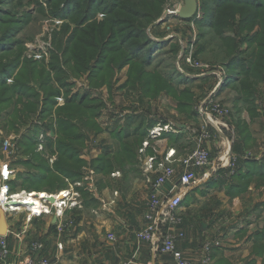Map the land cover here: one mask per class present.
I'll return each mask as SVG.
<instances>
[{
    "label": "crops",
    "instance_id": "1",
    "mask_svg": "<svg viewBox=\"0 0 264 264\" xmlns=\"http://www.w3.org/2000/svg\"><path fill=\"white\" fill-rule=\"evenodd\" d=\"M242 48L247 49L246 44ZM216 65L218 68L222 67ZM128 70L127 64L115 68L111 77V88L101 84L96 85L94 90L102 97L103 89L107 92L110 90V102L114 103L117 111L123 114L132 112L136 115L139 111L145 113V110L150 112L153 111L152 106L149 111L146 108L147 105L159 103L162 99L169 102L174 114L165 116L167 113L162 111L163 114H157V118L156 113L151 112L148 119L144 120V124L155 123L151 120L170 124L171 117H180L197 123L199 117L195 107L203 96L212 92L223 103L229 105L231 115L227 120L229 126L226 131L228 132L223 134L221 130L220 135L223 139L219 136V140H215L214 145L207 144V146L215 160L225 150L239 155L238 167L230 178L205 181L201 179L200 183L190 190L179 211L184 218L183 224L178 229H174L175 233L178 231L182 233L177 240V247L193 258L195 264L201 262L203 256L201 246L206 241L211 242L210 264H264V186H256V178L248 177L249 169L246 164L251 160L260 164L264 157V76L254 86L255 90L251 98L247 93L239 91L237 81H234L236 79L230 77L231 73L228 70L219 72V75L199 74L196 69L192 71L193 73L178 70L179 74L166 76L164 78L167 81L166 87L151 97L143 95L140 91L134 92L138 96H134V93L130 96V88H124L125 83L129 84L126 76ZM180 73L183 78L186 77L185 80L178 79L181 76ZM241 93H244L246 98L250 97V102L241 101L239 99ZM102 97L99 98L102 99ZM184 105L189 107L184 109ZM118 106L121 108L118 109ZM134 108L137 109L136 112L131 110ZM98 122L99 126L103 125L100 120ZM120 122H122L121 119L117 124L120 125ZM180 125L181 128L188 127L185 123ZM132 129L135 134L137 131L135 124ZM92 132L84 137V147L79 153L80 159L88 163L99 157L98 153L101 152V149L89 146L87 138L89 141H96L102 131ZM133 134L128 135L127 138H131ZM163 136L165 137L166 134ZM181 137L191 136L185 133ZM169 148L174 147L167 146V149ZM143 149L141 145L137 146L138 159L145 156L144 152L150 154L149 156L156 158L153 166L159 164L158 160H161V156L167 150L160 154L158 148L154 153L151 148L145 151ZM129 150L131 153L132 149ZM175 150L179 154L176 148ZM12 166L18 168L14 162ZM134 167L135 169L139 167L138 175L132 172L135 171ZM87 168L90 169L84 167V170ZM144 168V160L143 164L139 160L137 165L115 168L114 172L118 173L113 176L114 172L111 175L108 174L109 176L102 174L98 178L99 176H96L98 172H96L97 180L93 182L96 189L99 188L98 192L104 196H108L109 193L110 195L103 198L96 210H92L94 214L92 220L85 218L83 200H80L79 208L66 210V218L72 219L73 223L72 227L66 229L60 236L56 233L57 219L54 216L43 215L31 220L26 219L25 214L7 216V224L12 230L9 244L14 250V256L11 259L21 262L28 254V242L40 240L44 242L40 255L53 258L56 254L60 257L59 264H124L132 258L142 262L150 261L151 264H174L168 255L157 254L153 257L151 246L148 243L139 242L136 237V232L143 222L152 180L157 176V172L148 173ZM68 182L71 181L66 180V187ZM82 182L83 186L77 187L79 192L87 190L86 181L83 178ZM36 190L56 193L61 189L41 184ZM88 191L92 192L91 189ZM49 195L52 196V194ZM19 215L23 217L20 219ZM46 216L49 217L48 221L44 220ZM110 233L115 235V241L108 239L107 235ZM58 240L62 242L61 249L56 248Z\"/></svg>",
    "mask_w": 264,
    "mask_h": 264
},
{
    "label": "rangeland",
    "instance_id": "2",
    "mask_svg": "<svg viewBox=\"0 0 264 264\" xmlns=\"http://www.w3.org/2000/svg\"><path fill=\"white\" fill-rule=\"evenodd\" d=\"M5 3L0 5V34L5 32L6 30H10L9 37L12 38V43L7 42L5 45H0V48L2 50H9L8 48L12 49H18V51L21 54V58H27L26 51L28 49L27 44L31 43L36 48H42L46 53L42 55V58L40 60H35L36 62H39L38 65L34 67H39V69L46 70L49 76V79H52V83L50 85L41 86V83H46L48 81L47 74L43 72L39 75L37 74L35 76L36 79L27 81L23 86H16L13 91H18L20 96L18 100L22 101L26 98L29 99V101L26 102L28 105V112L29 113H18L17 111V105L13 103V100H11L9 103H3V101H0V128L6 133V134H14L15 136H29L32 135L34 132L38 134L37 137V143L36 147L38 150V146L40 145L41 140V134L44 136H47L46 134L50 132L47 131L45 126H42V123L45 120H39L38 112L44 107L47 106L49 102H52L53 100V94L55 92H58L59 97L56 99V103L63 104L64 100H67V98H72L74 100H77L79 96H83V103L77 108L78 114L81 116V121L83 124L81 130H85L87 133H93L92 131L101 132V134L98 136V139L95 141H89L88 139V145L89 146H95V148L101 149L100 154L98 153L97 158L91 160L89 163L86 162V167H89L91 170L94 166H99L101 171L98 172V175H96V172L94 171L93 174L89 172V170L83 171V179L86 176V173L88 172L89 179L87 180L89 183L86 182V189L83 190L80 193L79 199L83 200V211H85V218L88 220H92V210H96L97 207L101 204V201L103 198H107L109 195H105L102 193H99L96 189V185H94L93 182H95L98 178L104 175H111V171H115V168H125L128 165H137L138 161L141 160L143 164V160L145 162L146 158L150 155L144 152V157L141 156L138 159V155L136 153V148L138 143L141 140L142 137V123L144 120H147L148 117L151 115V112L156 113V117L158 118L157 114H163V112H166L167 114L165 116H170L173 112L172 107L170 106L169 102L165 99H162L159 103L154 102L152 105H147L146 108L150 111V108L152 106L153 111H146L145 113L142 111H139L135 114L131 113H119L117 111L116 106L114 103L110 102V90L108 92L106 89H103V97L101 95H98L96 91L94 90L95 85V71L98 68L95 67V60H93V57H89V60L84 62L83 57L87 55L88 49H85L83 42L85 41V37H82V29L85 30H92L93 25H96V22H100V24L104 21L105 14H103L98 7L90 8L87 6V9L85 8L87 3L82 2L80 3V7L78 6H72L64 7V0H4ZM145 1V0H144ZM213 1H223V0H213ZM234 0H227L226 5H224L221 8L222 17H226L228 19L230 16H233V20L231 21L232 25L229 24L230 27L225 31L226 34H235L237 35V39L240 40L241 46H244V44L249 43L244 42V39H248L250 37L252 29L255 27L254 24L252 25H244L243 21L241 19L246 20V16H250L247 13L250 12L252 14L257 4L264 2V0H236V2L241 3V5H234ZM111 0H105V3L109 5ZM200 4V0H198ZM205 5L209 8H213L212 6H209V3L207 0H204ZM144 4L149 7V10L151 12H154L155 14L159 11V15L161 16L158 20H156L154 23H151V21H146L144 23H138L136 21H130L127 24L122 25L124 29L122 30H128L129 36L125 35V33H118L117 35H114L111 39H108L105 44H107V50L105 53L108 54L111 48H123L127 50V53L130 54L131 51H140L141 53L134 52L135 55H139L140 59H146V69L145 71H151L152 74H154L156 77H163L166 76H173L177 74L176 70H186V72L193 73L192 71L198 70L199 74H205L208 70H214L213 74L219 75V72H227V68L222 65L221 68H218L216 64H212L209 62H206L203 59L194 58V50H196V47H194V42L198 39V33L202 31V28H200L197 24L198 20H201L202 15L204 14L201 11L200 5L198 12L187 22L181 21L175 16L176 9H178L182 4V0H161L157 4H152L149 6L147 2H144ZM80 8V9H79ZM210 9V10H211ZM209 10V9H208ZM84 12L87 13L88 20L84 23V26H80L78 23L79 18L84 15ZM114 16V15H113ZM209 15H206V17L209 19ZM115 18L121 19L123 17H131L128 14H125L121 11H117L115 13ZM207 19V20H208ZM225 19V18H224ZM163 20V21H162ZM210 20V19H209ZM247 21V20H246ZM94 22V23H93ZM157 22V23H156ZM229 22V19H228ZM248 22V21H247ZM89 23L87 27L86 24ZM148 24V27L146 26ZM146 26V27H145ZM264 26V25H263ZM262 25L259 26V30L262 31ZM121 31V30H120ZM130 37L129 40L126 38ZM74 37V38H73ZM179 37V38H177ZM83 38V39H82ZM116 38V39H115ZM182 40H179L181 39ZM243 38V40H241ZM72 39V40H71ZM115 39V40H114ZM150 39V40H149ZM102 41L106 40L105 38L101 39ZM111 40V41H110ZM126 40V44H121L122 41ZM18 42V43H17ZM112 42V46L109 47ZM22 43L21 45H19ZM101 50V48H100ZM88 52H91L90 49ZM0 55V64H5L3 60L7 56ZM13 54L12 51H9V55ZM91 54L95 56L96 51H92ZM191 54V63L186 60V58H190ZM253 54V49L244 52L241 56L242 64L248 65V62L251 60V55ZM148 56V57H147ZM25 60H23L24 62ZM198 61L202 63L205 66L196 67L194 66V62ZM41 63V64H40ZM88 64V65H87ZM238 64L237 61L233 62V66L236 67ZM239 64H241L239 62ZM176 66V67H174ZM170 67V68H168ZM220 67V66H219ZM87 68V69H86ZM137 66H130L128 72H126V76L129 79L128 82L125 83L124 88H130V96L134 92L140 91L145 96H151L153 97V94H146L144 92V89L142 88V84H135L136 80L134 79V72ZM176 68V69H175ZM173 70V71H172ZM172 71V72H171ZM12 72H15L12 71ZM170 72V73H168ZM40 73V72H39ZM212 73V72H210ZM12 74V73H11ZM52 76V78H51ZM108 78V83L104 81L103 86L106 88H111V78L110 76ZM165 80V79H164ZM185 80V79H184ZM11 82V77L7 79V83ZM1 90V89H0ZM3 90V89H2ZM189 89H187L188 91ZM1 95V91H0ZM2 96H12L13 99H16L15 94H13L11 91H4ZM134 96L136 93H134ZM209 96L214 97V99L221 101V99H218L213 92L211 94H208L207 96H203V99L200 100V102L196 105V114L199 117V122H191L185 119H181L180 117H171L170 124L167 122L166 124H169L172 129H176L175 132L177 135H180L178 138L179 140H173V137H171L170 134H172V130L169 129V131H165L162 133V135L158 136L157 138H152L149 141V144L145 148L142 146L143 141L146 139L147 135H144L143 141L141 143L143 150L150 149L153 150V153L157 151L158 153H162L167 149V146H173V149H177L179 154L176 151L177 157H182L188 152L192 150L193 147L196 146V138L199 129L201 130L203 123L208 122L207 118L203 117L201 114L198 113V106L201 104L204 100L208 99ZM99 97H102L100 99ZM18 98V97H17ZM61 99V100H60ZM96 100V101H95ZM16 101V100H15ZM99 101H101V105L99 107ZM97 103V105H95ZM103 104V105H102ZM222 104L226 105L229 109V105L225 104V102ZM121 106V105H120ZM118 106V109L121 107ZM73 107V106H72ZM126 107V106H124ZM123 107V108H124ZM100 108V110H99ZM71 107L68 109L66 114L72 113V110H70ZM76 108H73V114L74 115ZM133 111H137L136 108L131 109ZM163 111V112H162ZM7 112H10V114L6 115ZM119 113V114H118ZM175 113V112H174ZM172 113V114H174ZM230 113L226 120H229ZM79 116V117H80ZM83 117L85 119H83ZM215 117L211 116V120H215ZM218 118V117H217ZM225 118V117H224ZM222 118L221 120H224ZM97 122L100 120L102 122V126L96 127L94 125V122ZM122 120L120 122V125H118V121ZM38 120V121H37ZM158 120V119H157ZM156 121V120H151ZM38 123V127H36ZM134 123L136 125V131L135 134H133L132 126H134ZM151 123V122H149ZM161 123V121H158L155 124ZM181 123L187 124L188 127L181 128ZM228 124V122H226ZM154 124V125H155ZM153 126V125H152ZM151 126V127H152ZM213 126V125H211ZM229 126V124H228ZM227 126V127H228ZM150 127V128H151ZM214 127V126H213ZM187 129V130H186ZM42 130V131H41ZM44 130V133H43ZM187 132H186V131ZM225 128L222 129L223 134H226L228 131H226ZM211 133V138L207 139L202 142V146H205L208 148L207 144L214 145L215 140H219V136L223 139V136L220 135V132L216 130L215 128L211 129L209 131ZM187 134L191 137L182 138V134ZM54 134V133H53ZM133 134L131 138H127L128 135ZM163 134H166L164 137ZM51 137V136H50ZM161 137H163L161 139ZM52 139H55V137H51ZM185 139V140H184ZM140 144V143H139ZM43 145V140H42ZM132 148V152L130 154L126 152H122L121 150L125 148ZM209 152L210 149L208 148ZM39 151V150H38ZM106 152H109L108 155H106ZM232 153L230 151H224V155H219L220 157L216 160L221 161L222 158L226 156V154ZM211 154V152H210ZM152 155V154H151ZM212 155V154H211ZM101 156V158H100ZM163 156V155H162ZM161 156V157H162ZM218 156V155H217ZM100 161H99V160ZM156 160V158H155ZM160 160H158L159 163ZM153 166V169L146 170L148 173H154L157 172L158 174V166ZM88 169V168H87ZM135 169V167H134ZM35 169L31 165H18V168L16 169V175L14 178L16 179V176L23 175L28 172H34ZM134 174H139V167L135 169V171H132ZM118 172H114L112 174L116 175ZM97 177H96V176ZM108 175V176H109ZM104 178V176H103ZM153 181V180H152ZM98 182V181H97ZM83 186V185H82ZM81 186V187H82ZM88 189H91L92 192H89ZM84 192V193H83ZM38 194H42L45 192H36ZM46 194V193H45ZM19 195L26 196L28 194L19 193ZM31 195V194H30ZM49 195V193H48ZM96 195V196H95ZM95 196V197H94ZM98 200H97V199ZM40 200V198H37V200ZM42 203V202H41ZM12 207L15 206L11 204ZM16 208V207H13ZM180 214V213H179ZM70 215V214H69ZM180 216L183 218V216L180 214ZM20 219L23 217L19 215ZM48 216L45 217L44 220L48 221ZM184 219V218H183ZM50 220V219H49ZM44 222V221H43ZM143 223V222H142ZM142 226V224L140 225ZM139 226V227H140ZM138 230V229H137Z\"/></svg>",
    "mask_w": 264,
    "mask_h": 264
},
{
    "label": "trees",
    "instance_id": "3",
    "mask_svg": "<svg viewBox=\"0 0 264 264\" xmlns=\"http://www.w3.org/2000/svg\"><path fill=\"white\" fill-rule=\"evenodd\" d=\"M160 1L161 0H111L110 4L107 5L105 3V0H64V7H80V3L86 2V9L89 5L90 8L96 6L101 9L100 11L103 14H105L104 21L101 24L100 22H96V25H93L92 30L82 29V37H85V41L83 42V44H85V49H88V51L90 49L91 52L93 50L96 51L95 56L91 54V52L87 51V55L85 56L84 54L83 57V61L86 62L89 60L88 56L90 54L89 57H93V60H95V67H98L95 71L94 88L96 85L103 84L104 81L108 83L107 77H112L115 68L123 67L126 64L129 67L137 66L134 72V79L136 80L135 84L141 83L142 88L144 89V92L146 94H153L154 96L158 93V91L166 87L167 81L164 80V78L156 77L151 73V71H145L146 59H140L138 54L135 55L134 52L136 53L137 50H133L130 52V54H128L127 50L116 47L111 48L108 54L105 53L108 49L105 42L108 39H111L118 33H125V35L129 36L128 30H122L124 29L122 25L127 24L130 21H136L138 23L141 22L144 24L146 21L152 20L151 23H153V21H156L160 17L159 11L156 14L154 12H151L149 10V7H147L144 2H147L149 6H151V3L157 4ZM207 2L209 3V6L213 7L212 9L210 7L208 8L205 5L204 0H200L199 4L201 11L204 14L201 17V20L197 21V24L200 28H202V31L198 33V39L196 40V42H194V47H196V50H194L193 53L194 58L199 59L201 57L200 59H203V61L205 60L209 63L211 62L221 66H225L231 73L230 77L236 79L234 81H237V87L239 88V91L245 92L249 96H251L255 90L254 86L257 85V83L262 80L264 76V2H261L257 4L256 7H254V10L257 11H253L252 14H250V12L246 14L250 15L246 16L247 18H245L248 22L244 19H241L246 26L252 24L255 25V27L251 31L250 37L248 39H244V42L249 41V43H245L247 49L242 48L240 40L236 39V37H238L237 35H232V33H225V31L230 28L229 24L232 25L231 21L234 19L233 16H230L228 18V22V19H226V17H222V12L224 11H221V8L226 5L227 0L217 2L213 0H207ZM4 3V0H0V5ZM233 4L241 5V3L236 2V0L233 1ZM117 11H121L125 14L130 15L131 17H123L121 19L115 18L114 16ZM209 14L210 20L206 17V15ZM87 20V13L84 12V15L79 18L78 23L82 27ZM88 25L89 23H87L85 27H87ZM260 25L263 26L262 31L259 30ZM146 26L148 27V24ZM10 31L11 27L10 30H6L5 32L0 34V45H5L7 44V42L12 43L13 40H11L12 38L9 37ZM128 36L126 38L127 40L130 39V37ZM103 38H105L106 40L102 41L101 39ZM241 40H243V38H241ZM126 43V40L121 42V44ZM21 44L22 43H20L19 45ZM109 45V47H111L112 42ZM8 49L9 50H2L0 48V55L4 53L3 55L7 56L5 60H3L5 64H3V66L2 64H0V101H3V103H9L11 100H13V103L18 104V113H29V104H26L29 99L25 98L22 101V97L21 100H18L20 94L18 91L13 90L16 86H23L27 81L36 79L35 76L37 74L40 75L42 73L43 75V72L44 74H47L48 72L46 70L44 71L43 69L38 70L37 68L39 67H34L38 65L39 62L28 58L22 59L21 54L17 48L12 49L9 47ZM252 49L253 54L251 55V57L254 58H251L247 66L243 65L241 59L243 57L241 55L244 52L246 53ZM10 50L13 54L8 56ZM140 51H137V53H141ZM23 60L25 61L23 62ZM234 61L238 62L236 67L233 66ZM239 62L241 64H239ZM14 70L15 72H12ZM41 70L43 72H41ZM177 73L179 74V72ZM180 75L181 76L178 79H186V77H182L181 73ZM10 77L11 82L7 83V79ZM47 77L48 81L46 83H41V86L53 84L52 79H49L48 74ZM4 91H11L13 94H15L16 99H13L12 96H2ZM59 95L60 94H58V92H55L52 95L54 97L52 102H49L47 106H44L38 112V114H36V116L40 117L38 118L39 120H45L42 123V126H45L47 131L51 130L55 134V139H52L50 136H43L44 149L38 151L36 147L38 134L34 132L29 136H17L20 157H18L14 161V163L16 165L29 164L35 169V171L19 175L18 177L16 176V179H14L10 183L12 190L20 191L23 189L27 191L39 192V190L36 189L41 184H46L50 188L64 189L66 187V180L74 182L77 180H81L83 177L84 167H86L87 164L84 160L80 159L79 153L84 147L83 140L84 137H86V132L85 130L80 129L83 127L81 126V124L83 123L81 121V116L78 114L77 108L84 102V95L79 96L77 100L67 98V100H64L63 104L58 105L56 103V99L59 97ZM243 96L244 93H241L239 98L241 101H243L244 103L250 102V97L246 98L245 96ZM95 105H97V103H95ZM100 105L101 101H99V107ZM70 107L72 113H69L67 115L66 112ZM183 107L185 109L189 106L184 105ZM73 108H76L75 112H77L74 115H72ZM8 114H10V112H7L6 115ZM83 119L85 118L83 117ZM157 122L158 121H155V123ZM152 123H142V137L139 142L140 144L138 143V145H141L143 138L145 137L144 135H147L150 127L155 124L154 122ZM94 125L95 128L99 127L97 125L96 119ZM36 127H38V123ZM170 135L171 137H173V140H179L178 137L180 135ZM129 149L132 148H125L123 149V152L130 153ZM108 154L109 152H106V155ZM51 156H54V160L50 164L49 158ZM246 164L248 165L249 169L248 177L256 178V186H264V157L260 164H257V162L254 160L246 162ZM92 170H94L95 172L101 171L99 166L92 167ZM112 172L113 171H111V173ZM248 180L250 181V178Z\"/></svg>",
    "mask_w": 264,
    "mask_h": 264
},
{
    "label": "built area",
    "instance_id": "4",
    "mask_svg": "<svg viewBox=\"0 0 264 264\" xmlns=\"http://www.w3.org/2000/svg\"><path fill=\"white\" fill-rule=\"evenodd\" d=\"M178 10V9H176ZM28 49L26 56L28 59L40 60L42 55L46 52L42 48H36L33 44H27ZM191 63L190 58H186ZM194 66H205L202 63L195 61ZM212 72V73H210ZM214 70H208L206 73L213 74ZM61 100V99H60ZM198 113L207 118L208 122L203 123L201 130L199 129L197 138L195 140L196 146L182 157H177L175 149L169 148L163 154L159 161L158 174L151 184L149 197L146 201V210L143 215V223L136 232V237L139 242L148 243L153 251V257L157 254L168 255L172 258L174 264H195L193 258L187 256L182 249L177 247V240L182 236L181 232H174L183 224V218L180 216V208L184 199L190 190L203 179H218L230 178L238 167L239 155L235 153L226 154L221 161L212 158L207 147L202 146V142L211 138V129L215 128L221 133V130L228 129L227 117L230 113L229 108L222 104V102L209 96L198 106ZM211 116L215 120H211ZM218 117V118H217ZM225 117V118H224ZM224 118V120H221ZM213 125V126H211ZM175 130L169 124H155L149 131L148 136L143 141L142 146L145 148L152 138H157L165 131ZM46 135L55 137L53 132L49 130ZM43 134H41L40 145L38 150L44 149L42 145ZM19 146L17 143V136L14 134H6L0 128V207L7 216H14L16 214H25L26 219L31 220L34 217H41L43 215L54 216L57 219L56 233L58 236L64 231L72 227L73 220L67 219L65 216L66 210H72L80 207V193L77 187L83 185L82 179L79 181L68 182V186L56 193H49L52 195H59L64 193L62 199L55 203L46 198H40L42 206L38 211H34L29 205L16 204L13 207L9 203L14 201L15 196L19 193L30 195L38 191L27 190H12L11 182L14 180L16 168L12 163L20 157ZM54 156L49 158L52 163ZM155 157L149 156L144 162L146 170L153 169ZM222 169V171H219ZM89 170V169H86ZM93 174V170H89ZM83 178V177H82ZM88 172L84 180H87ZM47 193V192H46ZM48 194V193H47ZM50 196V195H49ZM62 203V204H60ZM12 230L7 224V232L0 235V264H59L60 257L56 254L53 258H47L40 255L44 248V242L40 240H30L28 242V254L21 262H15L11 258L14 256V250L10 247L9 240ZM108 239L115 241V235L110 233L107 235ZM56 248H62V242L58 240ZM203 256L200 264H210L211 256V242L206 241L201 246ZM124 264H151L150 261L142 262L136 259H129Z\"/></svg>",
    "mask_w": 264,
    "mask_h": 264
},
{
    "label": "water",
    "instance_id": "5",
    "mask_svg": "<svg viewBox=\"0 0 264 264\" xmlns=\"http://www.w3.org/2000/svg\"><path fill=\"white\" fill-rule=\"evenodd\" d=\"M199 9L198 0H182V5L176 10V16L179 20L187 22L189 21ZM7 232L6 216L2 208L0 207V235Z\"/></svg>",
    "mask_w": 264,
    "mask_h": 264
},
{
    "label": "bare ground",
    "instance_id": "6",
    "mask_svg": "<svg viewBox=\"0 0 264 264\" xmlns=\"http://www.w3.org/2000/svg\"><path fill=\"white\" fill-rule=\"evenodd\" d=\"M63 196H65V194L62 192L60 193L58 196L57 195H45V194H38L36 192L31 193V195H26V196H22V195H16L14 201L9 202L10 204L16 205H29L30 207L33 208V210L36 212V210L38 211L40 209V207L42 206L41 201L37 198H46L49 199L55 203H58L60 201V199L63 198ZM62 204V203H60Z\"/></svg>",
    "mask_w": 264,
    "mask_h": 264
}]
</instances>
